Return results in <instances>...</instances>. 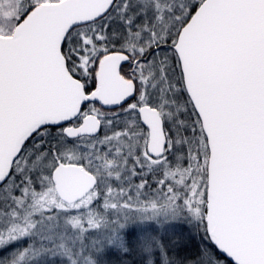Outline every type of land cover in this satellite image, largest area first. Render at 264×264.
Returning a JSON list of instances; mask_svg holds the SVG:
<instances>
[{"label":"snow or ice","instance_id":"snow-or-ice-1","mask_svg":"<svg viewBox=\"0 0 264 264\" xmlns=\"http://www.w3.org/2000/svg\"><path fill=\"white\" fill-rule=\"evenodd\" d=\"M133 256L264 264V0H0V264Z\"/></svg>","mask_w":264,"mask_h":264},{"label":"trees","instance_id":"trees-1","mask_svg":"<svg viewBox=\"0 0 264 264\" xmlns=\"http://www.w3.org/2000/svg\"><path fill=\"white\" fill-rule=\"evenodd\" d=\"M177 233L181 237V242L184 246H186L187 251L182 252V256H188L194 254L195 246L200 244V236L202 234H197L194 229H190L183 226L177 227ZM136 257H130L128 264H132V261L135 260Z\"/></svg>","mask_w":264,"mask_h":264}]
</instances>
